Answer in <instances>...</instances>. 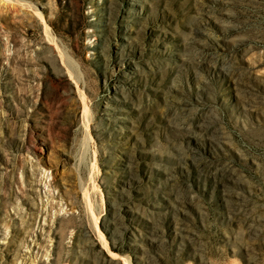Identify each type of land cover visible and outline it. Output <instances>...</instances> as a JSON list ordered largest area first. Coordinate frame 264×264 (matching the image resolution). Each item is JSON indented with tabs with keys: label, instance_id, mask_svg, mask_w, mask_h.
Wrapping results in <instances>:
<instances>
[{
	"label": "rangeland",
	"instance_id": "1",
	"mask_svg": "<svg viewBox=\"0 0 264 264\" xmlns=\"http://www.w3.org/2000/svg\"><path fill=\"white\" fill-rule=\"evenodd\" d=\"M0 264H264V0H0Z\"/></svg>",
	"mask_w": 264,
	"mask_h": 264
}]
</instances>
